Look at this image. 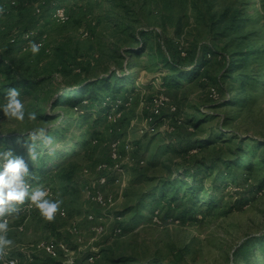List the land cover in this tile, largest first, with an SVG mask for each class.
<instances>
[{
  "label": "rangeland",
  "instance_id": "obj_1",
  "mask_svg": "<svg viewBox=\"0 0 264 264\" xmlns=\"http://www.w3.org/2000/svg\"><path fill=\"white\" fill-rule=\"evenodd\" d=\"M56 2L68 8L69 20L56 22L49 14L38 16L35 6L21 14L0 6L4 9L0 14V56L4 58L0 60V100L3 104L6 89L15 87L26 110L38 116L35 122L21 123L8 120L0 111V150L11 149L33 163L17 143L26 139L22 133L45 124L50 132L64 117H78L69 105L53 107L54 98L64 88L72 90L88 78L112 77L115 71L125 77L116 81L124 85L120 94H133L122 120L121 116L117 121L98 119L94 123L96 112L78 129L76 121H69L59 124L61 129L69 127L62 136L50 134L55 155L49 156L43 149L40 165L52 164L45 174L38 169L35 173L43 185H49V198L63 200L68 217L55 215L49 222L35 207L21 212L10 223L9 238L15 245L9 254L21 255L38 241L56 238L69 243V256L76 261L89 253L98 254L95 264L157 260L167 264H264V185L258 183L264 178V166L239 170L234 174L236 182L220 186L213 182L216 169L203 173L204 189L197 191L198 196L209 194L210 200H203L188 213L167 199L156 202L145 197L179 170L205 168L218 156L233 159L237 134L264 139V0ZM222 14L226 17L220 21ZM235 14V26L222 34ZM25 27L45 36L50 51L40 49L33 55L12 44L14 36L23 37ZM202 43L218 45L229 54L239 47L256 49L243 69L252 72L253 80L245 83L237 72L230 78L224 74L227 60L223 53L196 77H181V71L191 67L195 46ZM169 58L182 66L173 69ZM24 77L36 79L35 86L13 85ZM162 93L177 103L179 112L165 109L161 118L150 120L154 100ZM51 111L53 116L44 118ZM142 127H146L145 133ZM221 133L225 136L219 137ZM128 134L137 160L129 166L125 162L114 173L113 180H119L108 193H113L115 204L105 218L106 231L97 234L85 215L99 208L87 198L85 186L95 183L97 164L108 157L111 139ZM263 150L258 148L259 153ZM139 158L146 163L141 165ZM156 208L161 210L157 220L152 216ZM114 213L124 215L119 234L115 233L118 222ZM137 215L141 217L135 220ZM72 221L79 223L81 232L70 231ZM66 259L62 255L59 261Z\"/></svg>",
  "mask_w": 264,
  "mask_h": 264
},
{
  "label": "trees",
  "instance_id": "obj_2",
  "mask_svg": "<svg viewBox=\"0 0 264 264\" xmlns=\"http://www.w3.org/2000/svg\"><path fill=\"white\" fill-rule=\"evenodd\" d=\"M1 4H4V6L6 7V12L12 11L20 14L35 6V11L38 16L43 17L46 14H49V17L51 18L52 11L61 3H57L56 0H15V3H11V0H0V6ZM37 8H39V11L37 10ZM236 16L237 14L234 15V18L232 20L233 22L230 25L228 24V26H226L225 29L221 31L222 34L226 35L228 30L235 26V22L237 21ZM225 17L226 14H222L220 21L225 20ZM30 28L31 27H25L24 31ZM147 33L148 32H146V34ZM11 43L14 45L17 44L12 41ZM218 48V45L209 43H202L195 46L194 52L192 54V61L190 65L191 67H189V69L188 67H186L187 69H185V71H181V77H196V75H198L212 62L215 56L223 53L225 54L224 57L227 60V67L224 74H226L230 78L235 72H237L239 79H242L245 83H249L253 80L252 72L243 71V69L247 66V64L250 63L248 58L256 53V49L239 47L229 54L220 51ZM0 60H4L2 55L0 56ZM168 61L171 63V67L175 70L182 66L179 61H176L172 58H169ZM110 76L111 74L96 79L88 78L84 80L79 85V87H76L72 90L64 88L54 98L53 107L69 105L76 112V114H78V117L77 119L71 118L69 120L65 119L64 117L59 122V124H65L69 121H76L75 128L78 129L81 127L82 123L85 122V120H89L93 116V114H96V112L98 118L93 120L94 123L98 122V119L105 122H110L109 115L115 108L125 109L128 106L127 103L130 100L133 92L125 91L123 94H120L122 93L124 85H122L121 83H117L116 81H123L125 77L119 75L115 71L112 72V77ZM36 81V79L24 77L23 79L21 78L17 80L15 83H13V85H17L21 82L25 86H35ZM75 95H77V97H75ZM49 113H45L43 115L44 118H51L53 116L52 111ZM124 118L125 117L122 116L120 120ZM59 124L55 129L50 130L49 135L55 133L56 136L58 135V137H60L69 130V127H66L67 125L63 129H61V125ZM89 133L94 135V131H91L90 129ZM223 136H225L224 133H221L219 135V137ZM235 136L238 138V146L233 151L235 155L233 159L218 156L212 161V163H207L205 165V168L200 169L199 167H197L196 169L192 168L187 170H179L178 174H176L174 177L172 176L163 179L156 185L155 188H153L152 191L146 193L145 197L153 198L156 202L167 199L174 205V207L183 208V212L188 213L192 209H195V206H197L198 203L202 202L203 200H210L209 194L201 198L198 196L197 191L200 190V188L204 189L203 185L205 177L201 176L203 173L211 170L215 171L216 169L217 171L215 172L217 173V176L214 178L213 182L214 185L220 186V184L226 181L236 182L237 177L234 176V174L236 172H239V170H252L255 164L264 166V150L260 153L258 152V148L264 147V139L255 136L245 137L238 134ZM247 144L250 145L251 148H247ZM25 152L26 149L23 148L22 153L25 154ZM255 159L258 160L257 163L255 162ZM41 160L42 157L39 158L36 164H33L26 160L29 165L30 171L33 174L35 173L36 169L40 171V174H45L47 168L52 164L46 162L40 165ZM34 175L37 176L36 173ZM31 183L33 184V186H36L38 184L41 185L42 179L38 177V179L32 180ZM258 183L259 186L262 187L264 185V178L259 180ZM22 212L26 211L23 209ZM140 217L141 215H139V217L137 215L135 220H138V218L140 219ZM149 264L167 263L157 260Z\"/></svg>",
  "mask_w": 264,
  "mask_h": 264
},
{
  "label": "built area",
  "instance_id": "obj_3",
  "mask_svg": "<svg viewBox=\"0 0 264 264\" xmlns=\"http://www.w3.org/2000/svg\"><path fill=\"white\" fill-rule=\"evenodd\" d=\"M11 3H15V0H11ZM39 11V8H37ZM71 17L68 8L60 4L51 13V19L56 22H65ZM88 32H86L87 34ZM34 41L37 44L42 45L40 49L50 51L47 47L46 38L43 35H37L33 28L26 30L23 33V37L14 36L12 42L19 44V47L26 51L30 50L29 43ZM21 45V46H20ZM215 91V90H214ZM216 97H219L217 91L214 93ZM0 105L2 101L0 100ZM129 105V103H127ZM167 109L169 113H178L179 107L177 103L173 102L171 98L162 93L154 100V106L152 107V116L150 120L159 119L164 115V111ZM124 109L115 108L113 112L109 115L110 121H117V119L123 116ZM146 127H142L141 131L146 132ZM97 141V140H94ZM135 151V145L132 141L114 137L109 142V153L108 157L97 164V177L95 183H87L85 186V192L87 198L94 203L99 210L91 209L89 210L85 217L88 223L91 224V229H93L97 234L104 233L106 231L105 218H107L108 212L111 207L115 204V198L113 193H108L109 188L114 184L119 177L114 178V173H118L123 168V164L127 157ZM138 162L143 165L146 163L144 158H139ZM88 172V168L84 169ZM43 185V184H42ZM46 189H49V185H43ZM35 206L27 207L24 206V210L29 212ZM60 211L64 214L61 215L60 212L56 214L58 217L66 218L68 217V209L65 206H61ZM152 216L157 220L161 216V210L156 208L152 213ZM115 222L118 225L115 228V233H122L123 227L121 221L123 220V214H112ZM172 220L180 221L179 218L172 216ZM70 231L72 233L81 232V227L78 222L72 221L70 224ZM71 251L69 243L64 239L50 238L36 242L32 244L30 248L24 249L23 254H9L7 259H15L18 264H95L98 259V254L89 253L85 257L78 261L69 256ZM62 255H66L67 259L65 261H59Z\"/></svg>",
  "mask_w": 264,
  "mask_h": 264
},
{
  "label": "clouds",
  "instance_id": "obj_4",
  "mask_svg": "<svg viewBox=\"0 0 264 264\" xmlns=\"http://www.w3.org/2000/svg\"><path fill=\"white\" fill-rule=\"evenodd\" d=\"M4 9L0 7V14ZM42 45L30 41L29 48L33 55L39 53ZM0 111L8 120L17 122H35L38 119L35 111H27L24 101L21 99L19 89L9 87L6 89L4 103L0 105ZM51 114V113H49ZM26 134L23 141L17 140L26 149L27 155L33 163H37L47 149V155L54 156V137L49 135L48 126L33 127L22 133ZM41 149V151H38ZM38 179L29 168L27 161L13 150H0V264H18L15 259H7L15 241L9 238L10 223L20 218L24 206L35 208L47 221L54 220L55 215L60 212L63 200L60 198H49V189L43 185L33 186L32 180ZM59 196V194H57Z\"/></svg>",
  "mask_w": 264,
  "mask_h": 264
},
{
  "label": "crops",
  "instance_id": "obj_5",
  "mask_svg": "<svg viewBox=\"0 0 264 264\" xmlns=\"http://www.w3.org/2000/svg\"><path fill=\"white\" fill-rule=\"evenodd\" d=\"M130 136H131V134H128V136H125L123 139L130 140V138H131ZM135 151H136V149H135ZM135 151L132 154H130L127 157V159L125 160V162L128 164L127 166L132 165L134 162H136V160H137V158L135 157L136 155L133 156L135 154Z\"/></svg>",
  "mask_w": 264,
  "mask_h": 264
}]
</instances>
